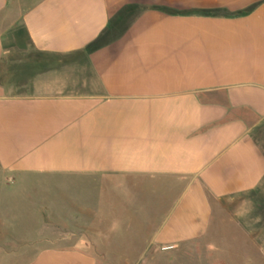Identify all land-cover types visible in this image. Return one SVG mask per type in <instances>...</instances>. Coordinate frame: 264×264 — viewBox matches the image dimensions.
<instances>
[{
	"label": "crops",
	"instance_id": "obj_1",
	"mask_svg": "<svg viewBox=\"0 0 264 264\" xmlns=\"http://www.w3.org/2000/svg\"><path fill=\"white\" fill-rule=\"evenodd\" d=\"M191 248L264 264V0H0V264Z\"/></svg>",
	"mask_w": 264,
	"mask_h": 264
},
{
	"label": "rangeland",
	"instance_id": "obj_2",
	"mask_svg": "<svg viewBox=\"0 0 264 264\" xmlns=\"http://www.w3.org/2000/svg\"><path fill=\"white\" fill-rule=\"evenodd\" d=\"M215 217V216H214ZM227 230V229H224ZM227 234L221 235V238H223V240H227L228 238ZM225 238V239H224ZM125 239L127 238H123V237H117L115 240V244L119 247H124L127 243L125 241ZM225 244V243H224ZM189 252L192 254L191 256L188 257V259L185 261V263L181 262L182 264H202L201 260H195L196 255H201V253H203L202 251L200 252V250H195L193 248H191L189 250ZM220 251H215L214 254H212L210 256V260L207 262V264H219V261L217 260L220 255H224L222 253H219ZM217 256V258L212 259V257ZM219 256V257H218ZM98 264H163L162 261H148V260H140V261H134V260H98L97 261ZM222 263L224 262L226 263V260L221 261ZM231 262L232 261H228ZM235 263H241L242 261H234ZM174 264H180L179 261H174Z\"/></svg>",
	"mask_w": 264,
	"mask_h": 264
}]
</instances>
